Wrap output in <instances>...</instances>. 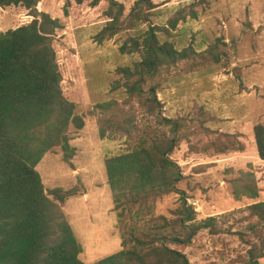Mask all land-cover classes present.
I'll return each instance as SVG.
<instances>
[{
  "label": "trees",
  "instance_id": "16d2710c",
  "mask_svg": "<svg viewBox=\"0 0 264 264\" xmlns=\"http://www.w3.org/2000/svg\"><path fill=\"white\" fill-rule=\"evenodd\" d=\"M74 1L78 5L88 1L94 8L103 1L108 3L104 12L108 21L96 35L100 43L136 31L120 50L123 54H139L140 60L119 67L116 72L120 78L112 85V91L125 89L126 100L99 103L92 112L100 116L102 138L123 136L132 142L125 152L106 159L108 183L120 221L130 216L143 223V213L151 212L158 199L171 194H178L180 199V205L172 210L173 217H152L141 233L136 223L123 234V249L95 264H193L187 254L173 246H188L203 231L211 235L230 231L220 225V216L198 220L196 209L179 188L186 176L172 156L185 140L186 121L165 116L157 87L147 84L183 61L202 59L218 64L223 53L217 43L198 52L193 45L180 50L171 41L162 40L159 34L169 31L150 20L158 0H137L128 13L118 0ZM41 2L0 0V11L22 6L33 17L18 28L0 30V264H87L80 258L83 246L61 206L79 190L55 188L47 193L37 169L44 156L56 148H61L64 160L71 163L76 149L71 145L70 129L85 126L84 117L76 113V104L62 89L63 75L54 41L63 25L60 19L39 10ZM70 6L67 2L66 16ZM178 22L179 18L173 19L172 28ZM143 23L149 25L148 29L140 31ZM254 133L258 155L264 161V124H257ZM241 137L240 133L224 134L223 139L202 147L192 145L191 149L243 152L246 145ZM235 182L236 198H259L255 178L243 177ZM246 211L253 221L246 231L236 234L248 246L245 264H261L264 201L251 203Z\"/></svg>",
  "mask_w": 264,
  "mask_h": 264
},
{
  "label": "rangeland",
  "instance_id": "374dc122",
  "mask_svg": "<svg viewBox=\"0 0 264 264\" xmlns=\"http://www.w3.org/2000/svg\"><path fill=\"white\" fill-rule=\"evenodd\" d=\"M118 1L128 13L137 0ZM67 2H71L68 16L64 13ZM156 3L150 20L169 31L159 34L162 40L171 41L180 50L193 45L198 52L217 43L223 53L218 64L202 59L183 61L147 84L157 87L165 116L186 121L185 140L172 156L186 176L179 188L196 209L198 220L220 216V225L230 231L219 235L203 231L192 244L173 247L187 254L193 264H245L248 246L236 231H246L253 221L248 218L247 206L264 201V161L258 155L254 133L257 124H264V0ZM107 6L106 1L94 8L88 1L78 5L74 0H42L38 6L63 25L54 41L62 89L76 104V113L84 117L85 126L70 129L71 145L76 149L71 163L64 160L61 148H56L44 156L37 169L47 193L55 188L79 190L61 206L83 246L80 258L87 264L122 250L123 234L138 223L130 216L120 221L106 171L107 157L125 152L132 142L123 136L102 138L100 116L92 113L99 103L126 100L124 88L112 91L113 82L120 78L116 71L140 60L139 54L120 50L135 30L103 43L97 41L96 35L108 21L104 15ZM175 18L179 22L172 28L170 23ZM32 20L22 6L2 9L0 30L6 32ZM148 26L140 24L139 30ZM138 117L144 116L138 113ZM236 133L243 135V152L191 149L192 145L202 147L223 139L224 134ZM251 176L259 185V198H236L235 181ZM179 205L178 194L158 199L151 212L143 213L145 222L138 223V233L147 230L152 217H173L172 210ZM260 262L264 264V259Z\"/></svg>",
  "mask_w": 264,
  "mask_h": 264
}]
</instances>
